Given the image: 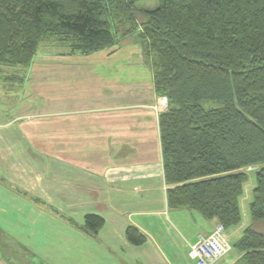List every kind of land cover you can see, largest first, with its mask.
<instances>
[{
    "label": "trees",
    "instance_id": "1",
    "mask_svg": "<svg viewBox=\"0 0 264 264\" xmlns=\"http://www.w3.org/2000/svg\"><path fill=\"white\" fill-rule=\"evenodd\" d=\"M0 0V65H32L45 42L92 55L138 44L154 90L170 208L197 210L225 228L242 221L248 167H258L250 205L264 222V0ZM141 17V18H140ZM97 234L105 219L84 216ZM128 240L146 239L135 227ZM241 264H264V230L253 225L233 245Z\"/></svg>",
    "mask_w": 264,
    "mask_h": 264
},
{
    "label": "crops",
    "instance_id": "2",
    "mask_svg": "<svg viewBox=\"0 0 264 264\" xmlns=\"http://www.w3.org/2000/svg\"><path fill=\"white\" fill-rule=\"evenodd\" d=\"M52 46L57 47L56 43L49 48ZM123 48L119 54L111 55L64 53L63 59L49 57L46 63L38 54L33 72L20 70V88L28 78L27 84L32 83L36 91L33 105L51 109L56 88L61 85L64 93L59 99L64 110L47 122L40 117L20 122V113L11 121L0 118V264H50L48 256L56 260L58 256L57 264H197L190 256L191 245L209 235L220 222L197 210L170 208L159 126V116L167 111L168 99L155 93L153 69L139 45ZM128 51L133 55L126 54ZM132 60H142L139 68L132 65ZM57 62L63 63V69L53 65ZM13 83L17 82L10 85ZM43 87L44 91L50 88L49 105L37 100V92ZM43 130H48L49 143L64 142V171L73 192L70 199L96 204L94 213L105 219V225L91 236L88 231L77 232L66 226L68 230L60 232L66 240L58 249L60 233L52 228L39 232L40 228L36 231L33 226L24 227L26 218H47L51 223L56 219L41 209L49 206V201L40 198L42 201L32 203L20 193L30 184L20 180V174L29 177L30 172L28 167H20V153L32 162L39 158L30 154L27 143L40 142L39 137H45ZM14 137L19 144L25 142L27 149H11ZM38 164L32 166V172L39 168ZM34 183L33 191L40 188V183ZM50 183L49 189L54 190ZM74 183H80L78 193H74L78 191ZM89 191L94 193L91 198L87 196ZM10 208L16 211L10 213ZM241 225L243 215L240 224L225 230L232 245L244 234ZM129 227L144 235V244L134 245L128 240ZM25 241L32 251L31 258L20 253V242ZM46 249L54 253H47L41 262L40 255ZM62 254L64 257H60ZM77 255L82 262L76 260ZM241 257L233 249L217 264H241Z\"/></svg>",
    "mask_w": 264,
    "mask_h": 264
},
{
    "label": "rangeland",
    "instance_id": "3",
    "mask_svg": "<svg viewBox=\"0 0 264 264\" xmlns=\"http://www.w3.org/2000/svg\"><path fill=\"white\" fill-rule=\"evenodd\" d=\"M156 6H157V0H153L151 2L150 1L144 2L140 5V7L144 9H150V8L153 9ZM52 43L53 42H45L40 46L38 50V54H40L41 56L40 59L41 61H43V63H46V61L50 59L49 57H52L53 59L57 60V59H63L65 57L64 53L72 55V53L70 52V49L67 46L59 44V43H56L57 47L52 46L51 48H49V46H51ZM133 44L136 45V43L133 42L132 39L127 38L122 41L120 47H112V48L100 51L92 55L99 56L101 54H107V55H111L113 53L119 54L120 53L119 50L122 47L128 48L129 46H133ZM64 48H68V50ZM128 52L130 53H126V54L131 55V56L133 55L131 54L133 52L131 51H128ZM121 54H124V52ZM36 57L32 65H30L29 67L0 65V118L3 119V121L5 120L11 121L15 119V117H17L19 113H20V122L30 121L38 117L45 119L43 121L47 122L48 119L55 118V116L63 114V111H60L61 109H63V104L62 105L60 104L62 98L59 99V97H61V95L64 93L63 86L58 85V87L56 88L57 94L55 95V98H54L55 102L49 106L51 107V109L45 110V109H38L36 104L33 105V102H35V99H34V96L32 95L33 93L35 94L36 91L33 90L32 83L30 85L27 84L29 80L28 78L27 79L24 78L25 85L22 84L23 87L20 88V85H18V82L20 81L18 79L19 76H23V75H20V70L21 72L26 71V74L29 72L30 73L33 72L34 65L38 62V61H35ZM141 62L142 60H140V63L139 62L136 63L135 60H132V65L133 66L138 65V68H139V66L141 65ZM53 65L54 66L56 65L57 69L59 70L63 69L62 67L63 63L57 62V64H53ZM2 76L7 77V78H2ZM10 78L12 79L10 80ZM12 81L17 82V83H13L14 85H10ZM44 88L45 87H43L41 91L37 92L40 97L39 99L37 98V100H43L44 104L49 105V102L47 101V99L49 100L48 92L50 88L48 87L49 89H45V91L47 92L44 91ZM19 108H20V112H18ZM63 117L61 118L62 120H63ZM57 120H60V119H57ZM61 131L63 132V127L61 128ZM42 132L45 133L44 134L45 137H42V138L39 137L40 142L32 141L31 143L30 142L27 143L28 151L30 150V154H33L35 157L39 156V158L34 159V161L32 162L33 159H29L26 157L25 154L22 155L20 153V163H21L20 167L21 168L28 167L30 169L29 177H25L20 174V180H22V183L24 184L30 183L28 184L29 186L28 189H23V190L21 189L20 193H23V196H26V198H30L32 203H36V200L42 201L40 198L46 199V202L49 201L50 204L47 203L49 204V206L41 207V209L46 211L49 214H53V216L50 215V217L56 218V219H53L55 220V222L51 223L47 220V218H26V223L24 224V227L28 229V228H32L33 226V229H35L36 231H38V229L40 228L39 232H43V231H46L52 228V230H55V232L59 234L61 231L68 230L66 229V226L70 225L72 227V230L74 231H77V232L81 230L86 231L85 225H84V216L87 213H94V211L97 210V205L96 204L91 205L90 202L82 201L81 199L76 198V197H73V200L70 199V195L73 192L69 190V188L71 187V183L68 182L67 180L68 177L65 175V171H64L65 169L64 150H63L64 142L49 143L48 133H47L48 130H43ZM22 134H23V131H22ZM13 135H16L15 132ZM13 140H14V143H13V146L12 145L10 146L11 149L16 150L18 152L21 151L22 149L23 150L27 149L25 142H20L19 144L16 142L15 137ZM19 145H20V148H19ZM34 162L36 163V165H33ZM37 163H39L38 164L39 168L35 170L33 168V172H34L33 173L31 171L32 166L36 167ZM257 169L258 167L250 166L243 170L247 172V175H248V179L244 184V193L240 198V207H241V211L243 215V225H241V228H243V230L252 225L256 229L264 230V222L262 221V222L254 223L251 217V212H250V204L253 200V190L257 185L256 183ZM50 182L52 183L51 187L55 188V189L53 188L54 190L49 189ZM33 183L34 184L40 183V188L35 187L34 189L35 191H33L32 189ZM73 188L78 190V191H74V193L76 192L78 193L80 190V183H74ZM87 193H88L87 196L89 198H91L94 194L92 191H89ZM66 196H67V200H66ZM15 211L16 210H13V208H10V213L15 212ZM37 219H39L40 221H44V222L38 223ZM89 234L90 236L93 235L90 232ZM61 235H63V232L59 234V237L56 240L57 249L59 247H62L63 241L66 240L65 238L63 239L62 237H60ZM77 238L79 240V237ZM74 240H77V239L75 238ZM27 243H28L27 241L23 243L20 242V253L24 254L23 256L25 258H28V257L31 258L32 251L29 249ZM34 243L38 247L37 243L36 242ZM47 249L40 255L39 259L41 262L42 260H44L42 258L48 256L46 255L47 253H50V254L54 253L53 251L51 252V250L49 251ZM28 251L30 253H28ZM60 257H64V255L62 254ZM47 258H48V263L50 264H53V263L57 264V261L58 263L60 261L58 256H57V260L56 258H54V256H50V257L48 256ZM76 260L79 262H82L80 255H77Z\"/></svg>",
    "mask_w": 264,
    "mask_h": 264
},
{
    "label": "built area",
    "instance_id": "4",
    "mask_svg": "<svg viewBox=\"0 0 264 264\" xmlns=\"http://www.w3.org/2000/svg\"><path fill=\"white\" fill-rule=\"evenodd\" d=\"M233 250L225 236V228L219 224L209 235L201 236L191 245L190 256L197 264H217Z\"/></svg>",
    "mask_w": 264,
    "mask_h": 264
}]
</instances>
